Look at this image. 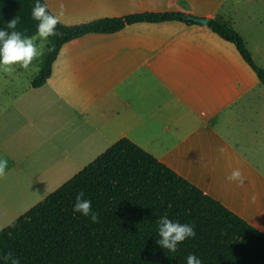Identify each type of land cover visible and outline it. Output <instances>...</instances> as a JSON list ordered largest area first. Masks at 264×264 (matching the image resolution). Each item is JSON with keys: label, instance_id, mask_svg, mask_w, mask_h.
<instances>
[{"label": "crops", "instance_id": "crops-1", "mask_svg": "<svg viewBox=\"0 0 264 264\" xmlns=\"http://www.w3.org/2000/svg\"><path fill=\"white\" fill-rule=\"evenodd\" d=\"M45 2L69 26L141 13L219 15L264 68V0ZM32 6L0 0V28L19 17L14 30L34 36ZM52 39L36 42L43 54L27 70L0 65V159L8 161L0 231L127 138L264 234V84L233 43L181 21L87 34L62 46L35 88ZM235 168L244 186L227 180Z\"/></svg>", "mask_w": 264, "mask_h": 264}, {"label": "trees", "instance_id": "trees-1", "mask_svg": "<svg viewBox=\"0 0 264 264\" xmlns=\"http://www.w3.org/2000/svg\"><path fill=\"white\" fill-rule=\"evenodd\" d=\"M29 1L34 5L35 0ZM48 11L52 13L49 7ZM186 17L183 13H141L72 26L60 22L33 86L46 84L60 49L74 39L116 33L141 22L181 21L202 26ZM207 26L236 46L264 84V68L255 62L231 22L218 15ZM81 192L98 213L96 223L73 214ZM162 215L193 224L196 237L186 240L176 253L162 249L157 244ZM9 252L20 264H186L191 254L203 264H264V234L123 138L0 231V264H11L4 259Z\"/></svg>", "mask_w": 264, "mask_h": 264}, {"label": "clouds", "instance_id": "clouds-1", "mask_svg": "<svg viewBox=\"0 0 264 264\" xmlns=\"http://www.w3.org/2000/svg\"><path fill=\"white\" fill-rule=\"evenodd\" d=\"M31 15L38 22L34 36H24L21 32L14 30L19 23V17L8 22L6 27L0 28V65L9 67L18 65L20 68L27 70L33 60L43 54L42 49L38 47L36 42L48 41L50 37H55L58 34L59 18L48 11L46 3L35 0ZM9 29L13 30L9 31ZM7 166L8 161L0 159V176L5 174ZM227 180L237 186H244L246 177L239 168H235L231 171ZM253 199L255 198L253 197ZM77 213L89 218L92 223L98 221V213L94 211L92 201L85 198L83 192L77 194L73 205V214ZM157 231L159 236L157 244L162 249H167L169 253H176L181 244L186 240L195 238L197 235L193 224L171 220L167 215L160 216ZM12 255L9 252L4 259H10L11 264H20V261L13 259ZM186 264H203V262L195 254H191L187 257Z\"/></svg>", "mask_w": 264, "mask_h": 264}, {"label": "water", "instance_id": "water-1", "mask_svg": "<svg viewBox=\"0 0 264 264\" xmlns=\"http://www.w3.org/2000/svg\"><path fill=\"white\" fill-rule=\"evenodd\" d=\"M186 19L194 21V22L201 24V25H207L208 21H209V19H207V18H199V17H194V16H187Z\"/></svg>", "mask_w": 264, "mask_h": 264}, {"label": "rangeland", "instance_id": "rangeland-1", "mask_svg": "<svg viewBox=\"0 0 264 264\" xmlns=\"http://www.w3.org/2000/svg\"><path fill=\"white\" fill-rule=\"evenodd\" d=\"M38 190L39 191H43L44 190V188H39L38 187ZM40 193V192H39ZM32 199H34L35 200V198L34 197H31V198H29L28 200H27V202L26 203H23V204H21V210H25V208H27L28 206H30V204H31V202H32ZM24 208V209H23ZM20 211V210H19ZM22 212V211H21Z\"/></svg>", "mask_w": 264, "mask_h": 264}]
</instances>
